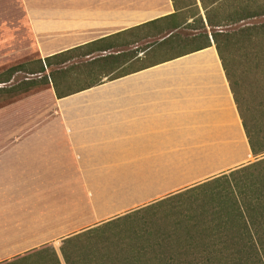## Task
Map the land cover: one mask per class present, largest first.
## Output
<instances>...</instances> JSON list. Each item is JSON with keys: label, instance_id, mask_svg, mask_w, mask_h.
Listing matches in <instances>:
<instances>
[{"label": "crops", "instance_id": "1", "mask_svg": "<svg viewBox=\"0 0 264 264\" xmlns=\"http://www.w3.org/2000/svg\"><path fill=\"white\" fill-rule=\"evenodd\" d=\"M18 3L42 60L174 13L171 0ZM144 57L90 89L52 92L83 198L77 210L92 226L169 203L253 158L213 44L119 73Z\"/></svg>", "mask_w": 264, "mask_h": 264}, {"label": "rangeland", "instance_id": "2", "mask_svg": "<svg viewBox=\"0 0 264 264\" xmlns=\"http://www.w3.org/2000/svg\"><path fill=\"white\" fill-rule=\"evenodd\" d=\"M176 1L180 7L189 6L188 12L182 14L190 16L199 11L206 22L199 0ZM197 20L198 17L194 23L188 19L189 25L162 34L152 27L143 28L112 41L117 49L110 52L75 58L65 65L46 68L42 74L20 72L9 83L0 84V262L26 249L49 243L64 264L60 253L63 240L86 232L79 246V256L83 260L92 261V264H155L158 260L179 258L186 241L199 239L196 236L197 230H201L199 223L204 220L207 224H202L206 226L218 223L214 219L223 214L221 210L231 212L239 206L248 210V205L235 203L234 193L239 194L240 189L244 196L253 200V210H258L255 208L258 207V192L255 191L258 190V171L230 175L239 167L169 203L126 213L102 227L92 226L90 212L77 210L82 207L83 198L60 125L52 116V83L26 92L21 91L22 88L15 89L25 80H36L52 71L68 68L73 72L74 66L92 58L130 52L137 47L143 49L141 47L157 42L141 61L133 62L119 73L190 51L197 46L192 39L195 35L211 33L209 28L201 29ZM261 24H264V17L246 20L224 30L233 32ZM170 35H174L173 38L167 39ZM179 39L183 44L178 43ZM127 42L137 43L125 46ZM249 48H258V41ZM40 60L44 64L36 55L18 0H0V74L16 65H24L27 72L37 71ZM232 70L243 113L264 129V118L259 114L260 108L263 109L260 97L264 95V73L258 74V62L232 63ZM97 78L88 80L73 75L65 83L58 82L65 86V92H70ZM261 158L264 152L253 156L250 163ZM250 186L253 192L248 189ZM223 217V227L227 228L232 224L230 215L225 213Z\"/></svg>", "mask_w": 264, "mask_h": 264}, {"label": "trees", "instance_id": "3", "mask_svg": "<svg viewBox=\"0 0 264 264\" xmlns=\"http://www.w3.org/2000/svg\"><path fill=\"white\" fill-rule=\"evenodd\" d=\"M171 1L174 7V13L170 16L47 57L43 60L44 64L40 60L41 64L37 71L27 72L24 65L13 66L0 74V84L9 83L12 77L20 72H26L32 75L42 74L46 68L65 65L75 58H89L96 53L110 52L116 47L115 44H112V41L127 34H132L140 29L152 27L155 31L159 30V33L162 34L165 31H174L184 25H189L187 23L188 19H192V22H194L196 17H198L197 21L199 22L200 28L203 30L209 28L211 33L210 35L206 32L195 35L192 39L195 41L193 44L197 46L191 49L190 52H197L211 47L212 44L214 45L236 103L251 153L254 157L258 156L264 152V129L259 124L257 126L255 122L245 116L240 107L235 91L238 84L235 82V72L232 70V63L258 62V74L264 73V24L241 27L233 32H228L224 29L238 25L246 20L264 17V0H199L201 8L204 11L206 22L203 21L199 11L196 14L185 16L182 13L186 12L189 6L180 7L176 0ZM193 5L196 7V2ZM173 36L170 35L167 39L173 38ZM257 41L258 48H249L254 46ZM182 42L179 39L178 43L181 44ZM136 43L127 42L125 46H132ZM157 43L141 47L143 49H139V47L130 52L107 54L106 56L92 58L89 61L74 66L72 69H75V71L73 72L69 71L68 68L52 71L48 76L45 75L36 80H25L22 84L17 85L15 89L22 88L21 91L26 92L31 88L40 85L43 86L51 82L55 96L61 99L99 85L101 83L100 78L102 77H106L108 80L121 77L116 75V71L122 69L130 61L137 59L140 53L145 55ZM236 46L238 48H234ZM186 52L188 51L181 54L183 55ZM73 75L83 76L88 78V80L94 77H98L99 79L97 78L98 80L74 91L65 92V86L59 82L65 83ZM260 98L263 109L261 110L260 108L259 114H262L264 118V95L262 96L261 94ZM253 170L258 171V190H255L258 192L256 198L258 207H255L258 210H253V206H251L253 200L244 196V191L240 189L239 194L234 193L235 203L237 205H248V210H242L239 205L237 210H231V212L230 210H223L224 212L221 210L223 214L219 218L214 219V222L219 221L218 223L210 224V226L203 225L207 224L206 220H204L205 222L199 223L201 230H197L196 235L199 239L197 241H186V244L181 249L179 258L158 260L155 264H264V158L234 170L230 172V175H246L247 172ZM236 180L240 182L239 178ZM236 180L234 182H236V186H239ZM244 186L248 187L247 184H244ZM252 186L257 187L254 184ZM252 186L248 189L253 192ZM225 213H229V219L232 223L227 228H224L222 223ZM84 233L86 234V232H83L63 240L60 253L64 264H92V261L83 260L82 256H79V246L85 237ZM0 264L62 263L56 251L47 243L3 261Z\"/></svg>", "mask_w": 264, "mask_h": 264}]
</instances>
